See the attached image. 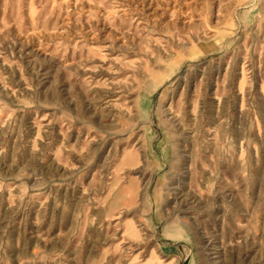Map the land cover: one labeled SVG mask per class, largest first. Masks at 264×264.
<instances>
[{"label": "rangeland", "instance_id": "obj_1", "mask_svg": "<svg viewBox=\"0 0 264 264\" xmlns=\"http://www.w3.org/2000/svg\"><path fill=\"white\" fill-rule=\"evenodd\" d=\"M0 264H264V0H0Z\"/></svg>", "mask_w": 264, "mask_h": 264}, {"label": "bare ground", "instance_id": "obj_2", "mask_svg": "<svg viewBox=\"0 0 264 264\" xmlns=\"http://www.w3.org/2000/svg\"><path fill=\"white\" fill-rule=\"evenodd\" d=\"M127 156H128L127 153H125V154L123 155V157L125 158V160H128V159H127ZM130 188H131V187H128L127 189H130ZM125 191H126V189H125L123 192H125Z\"/></svg>", "mask_w": 264, "mask_h": 264}]
</instances>
